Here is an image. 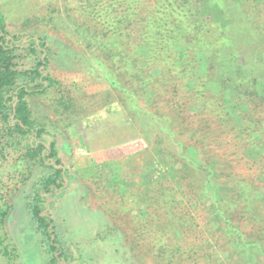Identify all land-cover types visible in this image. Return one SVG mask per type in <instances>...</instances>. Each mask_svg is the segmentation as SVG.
<instances>
[{"label":"trees","instance_id":"16d2710c","mask_svg":"<svg viewBox=\"0 0 264 264\" xmlns=\"http://www.w3.org/2000/svg\"><path fill=\"white\" fill-rule=\"evenodd\" d=\"M75 1L74 11L87 12L96 20L95 25L105 29L97 57L86 52L78 55L89 65L101 67L102 78L119 94L141 132L153 138L158 152L169 150L173 155V166L178 167L174 182L195 204L192 212L180 213L179 206L170 199L168 203L161 202L160 207L165 206L169 213L168 229L164 231L159 224L165 217L159 206L155 209V229L160 236L171 238L157 242L154 262L264 264V183L258 192L251 187L241 191L242 211L237 210L236 201H225L221 190L219 197L214 198L208 189L213 182V169L202 162L197 146L202 142L194 145L185 141L172 122L168 124L170 120L143 104L142 98L145 92L153 94V82L159 84L161 93L171 92L169 98L186 90L211 110V122L221 115V120L233 123L227 110L224 112L220 106L227 94L226 79L217 74L214 62L206 70L200 69L204 53L210 52V57L218 59L217 51L227 48L229 59L238 63L236 70L249 72L248 76L236 77L233 90L235 102L244 103L248 109L241 115L242 125L228 127L221 135L214 134L213 139L229 150L238 153L239 149L240 160L249 158L250 165L255 163V177L264 182V90L259 87L264 79V0ZM46 38L9 33L0 12V152L20 153L18 162L23 177L19 183L25 212L40 243L51 253L57 249L56 234L50 217L42 213L47 206L52 207L53 201L46 204L48 200L65 194L61 190L70 179L57 157L54 136L32 116L27 100L45 95L55 85L47 72L51 52L45 45ZM130 55L141 62V67H134ZM210 83L219 86V96H209ZM214 107L219 108L218 115H213ZM189 132L187 137L191 139L195 131ZM45 135L51 138L49 143L43 140ZM252 135L257 137L252 139ZM189 149L196 152L195 160L189 157ZM169 188L172 192L174 186ZM4 198L0 195V228L12 209ZM237 199L235 196L233 200ZM52 259L51 262L57 260Z\"/></svg>","mask_w":264,"mask_h":264},{"label":"rangeland","instance_id":"374dc122","mask_svg":"<svg viewBox=\"0 0 264 264\" xmlns=\"http://www.w3.org/2000/svg\"><path fill=\"white\" fill-rule=\"evenodd\" d=\"M75 6V0H0V12L9 33L47 37L45 45L51 52L47 72L55 85L45 95L27 100L32 116L54 136L57 157L70 179L61 190L65 194L48 200L46 204L53 201L52 207L42 213L50 217L56 234L57 249L48 253L25 212L19 183L23 177L18 162L20 153L0 152V195L7 205H12L0 228V264H156L157 242L171 236H160L155 229V209L169 199L179 206L180 213L192 212L195 204L174 182L178 167L173 166V155L169 150L158 152L153 138L141 132L119 94L102 78L101 67L89 65L78 55L86 52L97 57L105 29L95 25L96 20L87 12L74 11ZM217 52L218 59L210 57V52L204 53L200 69L206 70L214 62L217 74L226 79L227 94L220 106L224 112L227 110L233 123L221 120V115L211 122V110L186 90L169 98L171 92L161 93L159 84L153 82V94L145 92L142 98L143 104L168 118V124L172 122L184 140L194 145L202 142L197 145L202 153L200 159L214 173L213 182L208 185L210 194L218 198L221 190L224 200L236 201L237 210L242 211L241 191L251 187L258 192L264 182L255 177V163L250 165L249 158H245L248 162L240 160L239 149L238 153L229 150L213 138L228 127L242 125L248 108L235 102L233 90L236 77L248 76L249 72L236 70L238 63L229 59L227 48ZM129 59L134 67H141L132 55ZM260 82L259 87L264 90V79ZM218 87L210 83L209 96H219ZM216 110L219 108L214 109L213 115H218ZM188 131H195L199 138L193 135L189 139ZM42 138L46 143L51 141L47 135ZM187 153L196 159L195 151L189 149ZM235 196L239 200H233ZM164 208L161 206L160 211L165 219L159 224L163 231L168 229L169 217ZM53 257L57 258L55 262H51Z\"/></svg>","mask_w":264,"mask_h":264},{"label":"water","instance_id":"95a60500","mask_svg":"<svg viewBox=\"0 0 264 264\" xmlns=\"http://www.w3.org/2000/svg\"><path fill=\"white\" fill-rule=\"evenodd\" d=\"M66 184V183H65ZM65 184H64V187H65ZM49 207L47 206V209H48Z\"/></svg>","mask_w":264,"mask_h":264}]
</instances>
